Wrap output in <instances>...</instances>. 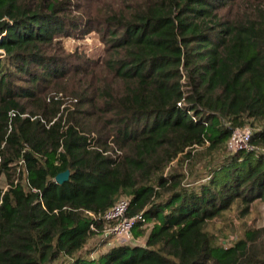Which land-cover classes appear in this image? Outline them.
<instances>
[{
  "label": "trees",
  "instance_id": "trees-1",
  "mask_svg": "<svg viewBox=\"0 0 264 264\" xmlns=\"http://www.w3.org/2000/svg\"><path fill=\"white\" fill-rule=\"evenodd\" d=\"M92 32L102 60L56 41ZM225 122L264 148V0H0V264H264V227L207 230L264 202V154L226 151ZM122 197L149 227L87 258V212Z\"/></svg>",
  "mask_w": 264,
  "mask_h": 264
},
{
  "label": "rangeland",
  "instance_id": "rangeland-1",
  "mask_svg": "<svg viewBox=\"0 0 264 264\" xmlns=\"http://www.w3.org/2000/svg\"><path fill=\"white\" fill-rule=\"evenodd\" d=\"M56 41L60 43L63 51L68 55L74 56V59L84 58L102 60L105 55V45L99 34L96 32H92L87 35L78 33L69 37L60 36ZM66 95L62 93L59 94V96H63L64 98V106H70L74 100H72L73 98H71L70 93H67ZM222 156L224 155L218 156L217 160L219 158L220 159L217 163L223 161L225 156ZM207 162L208 158L197 164L196 170L198 173L201 172ZM196 175L197 174L194 172L193 179H195ZM261 227H264V202L262 201L256 202L251 208L250 215L244 218L239 215L237 207H234L232 210L226 212L222 217L210 222L207 230L215 237L216 240L230 246L236 240L241 239L247 230ZM133 241L134 238H131L130 242ZM136 241L140 244L146 243L145 240L142 239H138ZM114 242L115 241L110 244H106L104 243L102 236L96 235L89 240L88 244L82 251V254L91 260L98 259L101 254L105 253L107 249L114 245Z\"/></svg>",
  "mask_w": 264,
  "mask_h": 264
},
{
  "label": "built area",
  "instance_id": "built-area-1",
  "mask_svg": "<svg viewBox=\"0 0 264 264\" xmlns=\"http://www.w3.org/2000/svg\"><path fill=\"white\" fill-rule=\"evenodd\" d=\"M178 105L180 107L183 106L181 102ZM225 125L227 128L232 129L229 122H225ZM253 133L254 130L249 125L232 129L231 136L227 142L228 152L256 151L264 154V148H258L252 144ZM186 186L188 187L190 184H186ZM130 206L131 199L129 197H122L104 213L94 214L87 212L94 218V224L91 226V229L102 236L106 244H110L112 241L119 243L130 242L131 238H133L132 232L138 224H141L144 228L149 227L143 212L134 216H128ZM98 224L102 226L100 231L97 228Z\"/></svg>",
  "mask_w": 264,
  "mask_h": 264
},
{
  "label": "water",
  "instance_id": "water-1",
  "mask_svg": "<svg viewBox=\"0 0 264 264\" xmlns=\"http://www.w3.org/2000/svg\"><path fill=\"white\" fill-rule=\"evenodd\" d=\"M70 178V171L67 170L66 172L60 173L57 177H56V183L57 184H64L66 183Z\"/></svg>",
  "mask_w": 264,
  "mask_h": 264
},
{
  "label": "crops",
  "instance_id": "crops-1",
  "mask_svg": "<svg viewBox=\"0 0 264 264\" xmlns=\"http://www.w3.org/2000/svg\"><path fill=\"white\" fill-rule=\"evenodd\" d=\"M142 240H143V239H142ZM112 242H113V241H112ZM145 242H146V241H145ZM118 243H119V242L116 241V242H114V245H116V244H118ZM114 245H112V246H114ZM112 246H111V247H112ZM111 247H110V248H111ZM110 248H109V249H110ZM109 249H107V250H109ZM107 250H106V251H107Z\"/></svg>",
  "mask_w": 264,
  "mask_h": 264
}]
</instances>
